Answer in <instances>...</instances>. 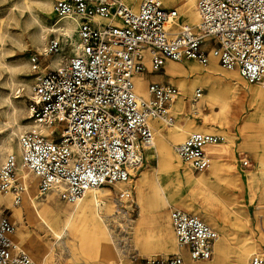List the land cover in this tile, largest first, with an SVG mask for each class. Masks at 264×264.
Instances as JSON below:
<instances>
[{"label": "built area", "instance_id": "1", "mask_svg": "<svg viewBox=\"0 0 264 264\" xmlns=\"http://www.w3.org/2000/svg\"><path fill=\"white\" fill-rule=\"evenodd\" d=\"M196 9L199 22L189 24L165 0L55 1L56 22L75 25L73 52L36 76L29 102L35 128L19 136L23 163L38 178L39 194L55 190L63 200L78 203L88 189L133 181L155 146L154 123L173 125V102L180 95L176 85L157 82L149 83L147 96L140 95L136 78L149 71L148 65L158 72L168 61L193 59L207 66L216 59L248 83L264 87V0H197ZM58 30L62 33L49 40L43 56L58 55L73 40L64 27ZM31 62L39 69L37 55ZM201 98L202 89H195L192 101ZM221 140L194 131L175 153L190 169L203 171L210 163L206 146ZM130 188L120 190L117 199L129 198ZM25 191L17 159L8 154L0 165V195H13L18 205ZM168 211L186 257L178 252L152 262L209 259L214 229L182 208L169 206ZM15 235L14 222L0 215V264H36ZM247 264H264V244Z\"/></svg>", "mask_w": 264, "mask_h": 264}, {"label": "rangeland", "instance_id": "2", "mask_svg": "<svg viewBox=\"0 0 264 264\" xmlns=\"http://www.w3.org/2000/svg\"><path fill=\"white\" fill-rule=\"evenodd\" d=\"M55 1L0 0V165L8 154L16 157L19 136L35 128L29 102L36 76L72 55L75 25L69 20L56 22ZM189 1L165 0V4L178 9L181 21L194 24L184 11ZM192 5L193 0L194 11ZM69 25L70 44L58 55L43 56L49 40L62 33L56 28L66 30ZM35 55L37 70L31 62ZM147 81H170L180 89L181 96L173 103L174 123L156 124L155 146L147 151L142 169L127 184L98 189L102 202L100 206L90 202L92 213L78 212L86 199L70 203L55 190L23 192L18 205L13 195H0V215L14 222L15 240L36 264H156L153 259L182 252L169 219L170 203L198 216L215 231L211 257L185 258L184 264H247L251 253L264 244V87L248 83L216 59L207 66L193 59L169 61L161 71L146 75L145 88ZM197 88L202 89V98L193 102ZM236 91L246 96L239 97V113L225 118L219 104L231 102ZM194 131L224 137L211 146V164L203 171H192L175 153L176 145ZM162 140L166 149L161 147ZM24 172L19 173L21 179L38 184L27 168ZM232 178H238V186L228 189L224 181ZM127 187L131 196L117 199ZM229 216L231 222L226 221Z\"/></svg>", "mask_w": 264, "mask_h": 264}, {"label": "bare ground", "instance_id": "3", "mask_svg": "<svg viewBox=\"0 0 264 264\" xmlns=\"http://www.w3.org/2000/svg\"><path fill=\"white\" fill-rule=\"evenodd\" d=\"M190 2H192V0H190L189 2H187V3H185L184 4V11L186 12V13H188V17L190 18V20L194 23V24H196V23H198L199 22V14H198V12H197V9H196V3H195V1L193 0V4L194 5H192V6H194V11H192V7L190 6ZM70 23V22H69ZM66 31V33L67 34H69V35H71V31H72V26H67V29L65 30ZM58 63V62H57ZM181 83H186V82H181ZM192 83V82H191ZM137 89H138V91H140L141 93H144V83L143 82H138V84H137ZM256 91H253V93H255ZM235 94L233 95V97H234V99H232L231 100V102L229 101V103H223V104H219L220 105V107H221V115L223 116H225V118H232V117H235L238 113H239V106L238 105H240V100H239V97L241 98V97H243V96H246V94L243 92V91H236V92H234ZM258 94V93H257ZM264 97V96H263ZM222 100V99H221ZM211 106H213V103L211 104ZM263 107V106H262ZM229 121V120H228ZM34 127V126H33ZM179 128L181 129V130H183L184 131V129L182 128V127H180L179 126ZM21 129V128H20ZM158 131V135L159 136H161V138H166V135L161 131V129L159 130V129H157ZM169 132L171 133L172 132V130H169ZM216 144H219V143H213V144H208L207 146H208V152L210 151V155L211 154H214V153H212L213 152V150H212V147L211 146H209V145H216ZM206 146V147H207ZM161 147H162V149H166L167 148V145H166V143H165V141L164 140H162V143H161ZM7 149L9 150V151H12V150H14L13 148H12V146H10V145H7ZM21 154H22V152H21V150H20V147H19V145L17 146V155H16V157L18 158V160H19V166H18V173H20L21 175H23L25 172H24V169H26V167H25V165H24V163H23V160H22V158H21ZM217 154H219V153H217ZM212 156V155H211ZM23 157V156H22ZM1 158H4V154L2 153L1 154ZM238 178H239V175L237 176ZM26 178V177H25ZM25 178H23V179H25ZM28 178V177H27ZM237 178V179H238ZM38 179V178H37ZM237 179H234V178H232V179H225V185H226V187L228 188V189H230V188H233V187H235V186H238V181H236ZM25 183H26V191L27 192H29V191H32V192H34L35 191V189H37V183H36V181H24ZM116 185H119V184H115V186ZM34 190H33V189ZM25 191V192H26ZM100 196H99V191H98V189H88L87 190V192H86V194H85V196H84V200L86 199V202H84V204L82 205V206H80V208H78V212H81V213H83V214H85V213H87L88 211L89 212H91L92 213V208H91V206H90V202H94L95 204H97L98 206H100L101 205V202H102V200L99 198ZM82 199V200H83ZM31 201H35V200H31ZM35 204V202L33 203V205ZM96 213H97V215H99V217H102L100 214H99V210H96ZM226 221H230L231 222V218H230V216L228 217V219L226 220ZM233 223H235V222H233ZM70 225H71V223L70 222H68V224H67V227H70ZM235 225V224H234Z\"/></svg>", "mask_w": 264, "mask_h": 264}, {"label": "crops", "instance_id": "4", "mask_svg": "<svg viewBox=\"0 0 264 264\" xmlns=\"http://www.w3.org/2000/svg\"><path fill=\"white\" fill-rule=\"evenodd\" d=\"M140 0H136V2H139ZM166 5V4H165ZM167 7H169V8H171V6H169V5H166ZM173 8V7H172ZM181 17H182V15H181ZM183 22V21H182ZM169 62V61H168ZM168 62L166 63V65L168 64ZM173 62V61H172ZM165 65V66H166ZM165 66H164V68H165ZM148 69H149V71L148 72H146V73H144L143 75H141V76H139V77H137L136 78V87H137V84H138V82H143V81H145V78H146V75H151V74H154V73H156V72H152L151 70H150V67H149V65H148ZM161 71V70H160ZM159 72V71H158ZM165 79V77H163L162 78V80H164ZM148 82V84L146 85V88L144 89V93L142 94L143 96H147V86L149 85V83H151L150 81H147ZM152 82H154V81H152ZM157 83H159V82H157ZM174 84V83H172V82H170V81H163V82H161V84ZM174 85H176V84H174ZM193 95V94H192ZM180 96H181V91H180V95L174 100V104H175V101L178 99V98H180ZM158 122H155L154 123V126H156V124H157ZM190 132H188L187 133V136H188V134H189ZM186 136V137H187ZM185 137V138H186ZM209 146H213V145H209ZM206 150H207V154H208V156H209V158H210V155H209V152H208V146L206 147ZM210 164H211V158H210ZM192 170V169H191ZM192 171H194V170H192ZM116 186H120V185H116ZM116 186H114V187H116ZM169 206H175V207H177L175 204H172V203H170V204H168ZM169 206H168V209H169ZM180 208V207H179ZM173 229V228H172ZM263 245V244H262ZM180 249V248H179ZM181 250V249H180Z\"/></svg>", "mask_w": 264, "mask_h": 264}]
</instances>
